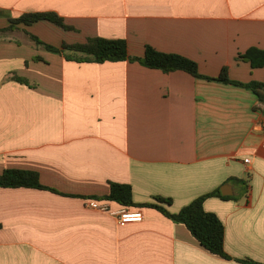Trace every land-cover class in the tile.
Wrapping results in <instances>:
<instances>
[{
    "label": "crops",
    "instance_id": "1",
    "mask_svg": "<svg viewBox=\"0 0 264 264\" xmlns=\"http://www.w3.org/2000/svg\"><path fill=\"white\" fill-rule=\"evenodd\" d=\"M31 13L74 29L40 21L0 33V175L35 171L58 193L0 188V264H264V113L254 92L129 61H69L31 38L57 48L121 39L132 57L151 46L195 61L202 75L228 68L232 81L264 84V67L242 58L264 51V0H0V30ZM111 184L131 186L138 206L171 200L174 214L231 193L205 210L222 221L232 259L155 209L126 208L144 215L126 226L92 209Z\"/></svg>",
    "mask_w": 264,
    "mask_h": 264
},
{
    "label": "trees",
    "instance_id": "2",
    "mask_svg": "<svg viewBox=\"0 0 264 264\" xmlns=\"http://www.w3.org/2000/svg\"><path fill=\"white\" fill-rule=\"evenodd\" d=\"M40 21H49L64 30L74 29L73 27L65 25L63 19L55 13H31L19 19H12L10 26L5 30H0V33L13 31L20 25L31 26ZM31 38L37 46H41L51 53L64 56L69 61L97 64L129 61L131 63H139L148 69L160 70L166 74L183 71L196 79L242 87L251 90L258 96L264 113V84L258 82L244 84L232 81L228 75V68H224L218 77L205 76L200 73L199 66L195 61L180 55L157 51L151 46L146 47L144 57H132L129 54L127 42L121 39L89 38L85 43L74 45L63 43L61 47L57 48L47 45L36 36L31 35ZM242 58L250 62L253 68L264 67L263 50L256 48L250 49ZM35 60L41 61L42 59L37 57ZM14 80L27 86H35L30 84L28 80L17 76L14 77ZM0 188H33L58 193L54 189L43 186L40 181V175L37 172L16 169L6 170L0 175ZM212 197H218L224 200L231 198L223 196L221 191L217 190L199 197L184 207L179 213L174 214L164 207V205H171V200L157 198L154 203L138 206L133 201L131 186L111 184L110 193L103 197L102 201L114 202L123 208L129 209L142 207L155 209L173 222L185 225L197 242L211 254L223 259H232L225 251V227L222 221L216 214L205 210V202ZM241 262L244 264H258L245 260Z\"/></svg>",
    "mask_w": 264,
    "mask_h": 264
},
{
    "label": "built area",
    "instance_id": "3",
    "mask_svg": "<svg viewBox=\"0 0 264 264\" xmlns=\"http://www.w3.org/2000/svg\"><path fill=\"white\" fill-rule=\"evenodd\" d=\"M260 126L264 129V119ZM249 162V159L245 160V163L248 164ZM89 205L92 209L116 216L120 226H126L131 223H141L144 220V215L141 211H132L126 208L120 211H112L108 203L98 201H91Z\"/></svg>",
    "mask_w": 264,
    "mask_h": 264
},
{
    "label": "water",
    "instance_id": "4",
    "mask_svg": "<svg viewBox=\"0 0 264 264\" xmlns=\"http://www.w3.org/2000/svg\"><path fill=\"white\" fill-rule=\"evenodd\" d=\"M222 193H223L224 196L232 195L231 193H227V192H225L224 190H222Z\"/></svg>",
    "mask_w": 264,
    "mask_h": 264
}]
</instances>
